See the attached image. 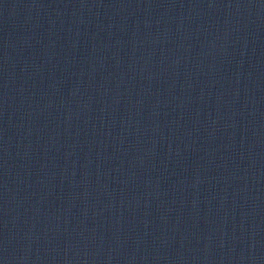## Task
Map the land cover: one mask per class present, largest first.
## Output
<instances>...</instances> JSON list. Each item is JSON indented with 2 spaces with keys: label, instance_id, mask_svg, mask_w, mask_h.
Instances as JSON below:
<instances>
[{
  "label": "water",
  "instance_id": "obj_1",
  "mask_svg": "<svg viewBox=\"0 0 264 264\" xmlns=\"http://www.w3.org/2000/svg\"><path fill=\"white\" fill-rule=\"evenodd\" d=\"M0 264H264V0H0Z\"/></svg>",
  "mask_w": 264,
  "mask_h": 264
}]
</instances>
